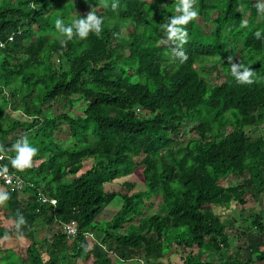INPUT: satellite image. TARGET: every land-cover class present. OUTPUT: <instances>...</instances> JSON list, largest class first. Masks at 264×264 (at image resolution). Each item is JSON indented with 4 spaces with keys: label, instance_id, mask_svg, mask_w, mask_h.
Masks as SVG:
<instances>
[{
    "label": "trees",
    "instance_id": "trees-1",
    "mask_svg": "<svg viewBox=\"0 0 264 264\" xmlns=\"http://www.w3.org/2000/svg\"><path fill=\"white\" fill-rule=\"evenodd\" d=\"M183 2L0 0V167L25 183L0 188V264H149L173 246L182 264H264V136L245 133L264 127V11L258 0H193L197 15L170 37L162 25ZM81 10L102 19L99 34H59L55 20L70 25ZM232 64L253 82L236 83ZM21 139L37 152L17 169ZM133 172L142 189L106 192ZM231 204L250 208L233 239L235 222L212 210ZM71 221L73 240L61 228ZM14 234L30 242L24 257L1 248Z\"/></svg>",
    "mask_w": 264,
    "mask_h": 264
},
{
    "label": "rangeland",
    "instance_id": "rangeland-1",
    "mask_svg": "<svg viewBox=\"0 0 264 264\" xmlns=\"http://www.w3.org/2000/svg\"><path fill=\"white\" fill-rule=\"evenodd\" d=\"M82 15H87V11L85 10H81L79 11ZM129 30V28H128ZM126 43L128 41H125ZM66 112L67 108H58L57 112ZM67 113H70V116L73 117L74 114L78 115L81 113V108L80 105L75 104V107L73 108V110L71 109V111H67ZM186 132V131H185ZM245 133L250 137L251 140H255L259 137H263L264 136V127L261 126H257V127H249L245 130ZM90 161L85 163V167L88 168ZM31 164V163H30ZM231 180V178H230ZM229 180V181H230ZM232 182V181H231ZM125 183H129V184H134L135 185V189L139 190L143 188V184L141 179L139 178V175L136 172H133L131 175L127 176V177H122L119 178L117 180H115L114 182H112L109 185L105 186V190L106 192H115V193H119L120 191H124V184ZM132 193V192H131ZM150 202L152 204L151 209L152 210H156L157 206H158V202L159 199L152 197L150 198ZM251 207V203L248 204ZM120 207V201L119 199H114L109 206L106 208L107 211H105L98 219L100 221H106V220H110L111 217L113 215H115V213L118 211ZM246 208V206H245ZM244 209V208H243ZM213 213L215 215L220 216L221 221H234L235 223H233V227L232 228H228L227 227V234L229 236V238L233 239V235L235 233V229L238 227V221L241 219V216H244L247 214V212L250 210H241L239 207L236 206V204H231V206L229 207L228 210H224L223 208H213ZM97 219V220H98ZM49 236V234H44L42 233V235L39 237L37 236V239H41L42 237H46ZM39 237V238H38ZM250 244L253 246H260L262 241H263V235H258V234H253L250 238ZM93 243L94 241L91 240L90 244ZM233 244V245H232ZM30 245V242L27 241L26 239L14 234L11 236V238H8L6 240L1 241V248L4 249H11L14 252H16L19 256L24 257L25 256V250L26 248ZM232 247H236L237 244L236 242H232L231 243ZM176 247L173 246L172 249L168 250L165 254H163V258L162 259H154L151 260L149 264H182L181 258L184 257V253H181V250L178 249V251H176ZM194 250V249H193ZM40 253H42L43 259L45 260V255L43 254V250H41L39 248L38 250ZM3 255V254H2ZM242 259H247L249 257L247 252H242L241 254ZM76 264H80L79 261H76ZM88 264V263H87ZM138 264V263H137ZM141 264H144L141 262Z\"/></svg>",
    "mask_w": 264,
    "mask_h": 264
},
{
    "label": "clouds",
    "instance_id": "clouds-1",
    "mask_svg": "<svg viewBox=\"0 0 264 264\" xmlns=\"http://www.w3.org/2000/svg\"><path fill=\"white\" fill-rule=\"evenodd\" d=\"M193 0H184L181 6L177 8V11L182 12L180 16L170 17L166 25H162L167 29V34L172 37L176 36L177 33H183L184 29L177 27V25L187 23L192 17L197 15V12L192 7ZM115 7V5H113ZM258 11H264V4L258 0L257 4ZM102 19L96 17L89 13L84 18H79L73 20L70 25H65L64 21L60 18L55 20V28L59 34L65 35L68 38H71L75 35L78 38H87L89 32L92 31L96 34H99L101 30ZM256 38H260L261 34L259 31L255 33ZM175 51V50H174ZM178 58L183 57L182 51H176ZM186 58V57H185ZM232 74L238 84H251L253 81L251 79L253 70L246 65L232 64L231 65ZM13 150L16 155L11 158L10 163L14 168L24 169L30 166V158L33 154L37 152V149L30 145L27 139H21L13 145ZM7 194L0 195V200H6ZM23 223V217H17V224Z\"/></svg>",
    "mask_w": 264,
    "mask_h": 264
},
{
    "label": "built area",
    "instance_id": "built-area-1",
    "mask_svg": "<svg viewBox=\"0 0 264 264\" xmlns=\"http://www.w3.org/2000/svg\"><path fill=\"white\" fill-rule=\"evenodd\" d=\"M12 38L8 39V42H11ZM3 47V45H0ZM140 112V111H137ZM4 157L0 156V161H4ZM25 187L24 181L17 175L10 172V170L6 166L0 167V188H5L10 191H14L17 193L22 192ZM40 201L42 203H46V199L44 197H40ZM51 205H55V201H49ZM62 231L64 232L67 239H74L78 235V229L75 222L71 221L67 224L61 225ZM87 236V234H85Z\"/></svg>",
    "mask_w": 264,
    "mask_h": 264
}]
</instances>
